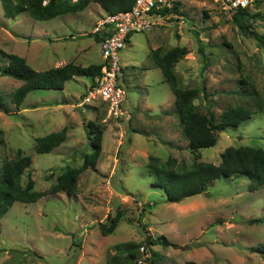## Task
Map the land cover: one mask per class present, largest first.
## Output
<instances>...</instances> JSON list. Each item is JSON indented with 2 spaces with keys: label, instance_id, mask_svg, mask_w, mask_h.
<instances>
[{
  "label": "rangeland",
  "instance_id": "obj_1",
  "mask_svg": "<svg viewBox=\"0 0 264 264\" xmlns=\"http://www.w3.org/2000/svg\"><path fill=\"white\" fill-rule=\"evenodd\" d=\"M177 9L149 31L131 34L117 52L125 90L119 116L100 97L88 98L96 79L85 76H74L62 90L29 92L15 114L0 111V168L28 155L37 191L48 190L65 168L81 166L91 152L89 121L103 126L96 166L79 174L74 195L16 201L0 218V264H107L121 243L139 245L133 264H264L251 250L264 246V222L249 223L264 218V185L254 190L247 178H221L209 184L208 194L169 202L147 168L150 156L189 166L218 164L227 147L264 149V44L257 38L264 37V0L248 4L244 30L221 0H180ZM103 12L90 0L81 11L39 21L26 11L6 17L0 0V49L24 57L37 71L99 64L100 44L91 30ZM175 46L186 49L174 65L178 86L199 90L192 101L197 111L217 121L228 108L249 113L199 152L188 148L174 94L151 59L153 49ZM21 83L0 76V93L12 110L10 95ZM63 127L61 144L36 153V137ZM26 179L27 171L22 184ZM117 213L115 229L102 234L99 224ZM159 235L177 246L145 242Z\"/></svg>",
  "mask_w": 264,
  "mask_h": 264
},
{
  "label": "trees",
  "instance_id": "obj_2",
  "mask_svg": "<svg viewBox=\"0 0 264 264\" xmlns=\"http://www.w3.org/2000/svg\"><path fill=\"white\" fill-rule=\"evenodd\" d=\"M43 0H1L4 15L13 17L22 12L35 20H50L58 15L68 12H77L86 8L90 0H49L42 4ZM134 0H96L107 12L130 9ZM178 3L173 7V12H178ZM181 15V14H180ZM247 15L246 8H239L233 14V19L244 27V18ZM99 42L100 36L91 34ZM259 42L264 44V37L257 36ZM201 52V49H199ZM186 53L185 47L175 46L165 52L158 47L151 51V59L154 66L160 68L164 81H166L175 97V109L179 117L182 131L188 141V148L194 152L212 147L217 142V135L233 126H238L246 120L249 113L241 107L224 110L217 121L211 114L205 115L195 109L192 101L197 97V88H180L177 75L174 72L175 63ZM101 63L90 64L82 67L77 64L67 63L60 67H53L44 71L33 69L24 57L14 53H8L0 49V76H8L22 83L11 93L10 101L13 110L8 107L0 93V111L12 114L18 110L26 95L35 90H62L66 82L74 76H85L90 80L96 79L101 74ZM95 86L96 82L92 83ZM264 114V102L262 106ZM15 114V113H14ZM103 126L94 121L86 125V135L91 149L90 153L83 156V162L79 167H67L57 177L55 183L46 191L34 189V180L30 175L31 159L28 155H19L13 161H5L0 168V218L8 211L16 201L29 203L35 202L47 194L64 192L74 195L76 192L79 174L88 168L96 166L102 140ZM66 139V128L50 132L44 136L36 137L34 149L36 153H48ZM264 139V137H263ZM1 142V140H0ZM147 168L155 175L154 184L161 188L169 202H180L188 197L207 193L209 184L216 179H231L244 177L250 181L251 189H258L264 185V149L252 146L227 147L220 154V162L214 164L205 161H196L189 166L174 165V161L167 159L161 162L157 157L150 156ZM27 171V179L22 184V175ZM208 194V193H207ZM119 213L110 219L109 224H99L102 234L111 233L117 226ZM264 218H253L249 223H261ZM148 245L177 246L166 236L150 237L145 241ZM139 245L121 243L115 246V252L107 261V264H133L137 259L136 249ZM253 252L264 257V246L251 247ZM125 253L124 260L121 255ZM38 257H41L33 251ZM180 264H195L192 261Z\"/></svg>",
  "mask_w": 264,
  "mask_h": 264
},
{
  "label": "built area",
  "instance_id": "obj_3",
  "mask_svg": "<svg viewBox=\"0 0 264 264\" xmlns=\"http://www.w3.org/2000/svg\"><path fill=\"white\" fill-rule=\"evenodd\" d=\"M49 0H43L46 4ZM75 2L77 0H70ZM180 0H134L130 9L107 12L104 10L93 25L91 33L100 36L101 74L89 91L88 98L100 97L115 116L122 113L125 90L120 82L121 66L117 52L124 48L133 33L147 32L161 22ZM226 9L236 12L246 8L252 0H221ZM143 250V247L141 248Z\"/></svg>",
  "mask_w": 264,
  "mask_h": 264
}]
</instances>
